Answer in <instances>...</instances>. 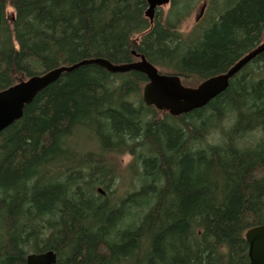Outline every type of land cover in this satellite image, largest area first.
I'll list each match as a JSON object with an SVG mask.
<instances>
[{"label": "trees", "instance_id": "trees-1", "mask_svg": "<svg viewBox=\"0 0 264 264\" xmlns=\"http://www.w3.org/2000/svg\"><path fill=\"white\" fill-rule=\"evenodd\" d=\"M198 1L170 0L151 24L147 0H0V92L133 52L183 84L223 74L262 43L264 0H206L185 34ZM146 83L80 67L1 133L0 264L50 250L57 264H249L245 235L264 225V53L179 117L144 103Z\"/></svg>", "mask_w": 264, "mask_h": 264}, {"label": "water", "instance_id": "water-1", "mask_svg": "<svg viewBox=\"0 0 264 264\" xmlns=\"http://www.w3.org/2000/svg\"><path fill=\"white\" fill-rule=\"evenodd\" d=\"M147 3L146 17L153 24L157 9L170 5V0H147ZM205 7L206 5L201 15ZM262 53H264V39L256 49L242 57L227 72L211 77L196 87H186L178 76L162 74L144 56L135 52L133 55L138 61L130 64L116 65L106 59L98 58L84 60L72 66H63L42 76L20 80L16 85L0 92V135L23 118L26 106L32 104L39 93L58 81L63 74L71 73L83 66L96 65L111 74L139 72L145 75L148 83L142 93L144 103L155 107L158 111L179 117L206 107L224 93L230 81ZM98 192L105 194L102 189H98ZM245 238L249 245V264H264V225L247 231ZM57 260V254L50 250L40 254H30L27 257V264H57Z\"/></svg>", "mask_w": 264, "mask_h": 264}, {"label": "rangeland", "instance_id": "rangeland-1", "mask_svg": "<svg viewBox=\"0 0 264 264\" xmlns=\"http://www.w3.org/2000/svg\"><path fill=\"white\" fill-rule=\"evenodd\" d=\"M206 4H207L206 0H199L198 3L194 6V8L191 11L190 17L183 25L182 30L185 34L191 33L195 29L197 24H202V22H204L203 20L204 18H203V15H201V12H202L204 5ZM169 10H170V5L160 7L157 9L155 17H157L159 12L163 13L164 17H166ZM13 15H14L13 9L8 8V16L12 17ZM184 84L187 87H196L199 85L198 82H196L195 80L186 81L184 82ZM131 160H132L131 157L128 155L116 158V161L118 162L117 164L120 166L121 173L123 174L125 173L126 168L128 164L131 162Z\"/></svg>", "mask_w": 264, "mask_h": 264}, {"label": "bare ground", "instance_id": "bare-ground-1", "mask_svg": "<svg viewBox=\"0 0 264 264\" xmlns=\"http://www.w3.org/2000/svg\"><path fill=\"white\" fill-rule=\"evenodd\" d=\"M77 64V63H76ZM162 74H164V73H162ZM147 84V83H146Z\"/></svg>", "mask_w": 264, "mask_h": 264}]
</instances>
